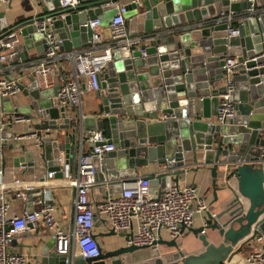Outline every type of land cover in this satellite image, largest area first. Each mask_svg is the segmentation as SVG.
Wrapping results in <instances>:
<instances>
[{
	"label": "water",
	"instance_id": "1",
	"mask_svg": "<svg viewBox=\"0 0 264 264\" xmlns=\"http://www.w3.org/2000/svg\"><path fill=\"white\" fill-rule=\"evenodd\" d=\"M120 1L81 0L76 8H62L60 0H39L45 14L11 24L0 10V39H17L12 59L31 69H18L20 77H15L26 103L10 108L11 100L3 103L0 121L6 126L0 128V145L23 129L22 123L14 121L15 115L29 117V130L21 134H35L36 140L17 144L25 152L15 159L16 165L25 162L35 170L39 158L48 171L56 170L61 177V169L76 162L78 140L99 130L115 150L94 158L98 174L122 179L108 187L95 185L98 201L121 191L122 181L129 180L124 174L158 164L160 168L145 176L152 193L160 196L189 172L207 168L215 201L219 191L226 193L223 205L206 211L205 224L183 226L182 234L189 230L201 243L198 252L186 253L184 242L161 238L158 243L171 251L159 249L156 257L149 258L152 263L138 261L135 253L148 247L129 243L132 232L111 230L110 235L125 243L113 250L101 248L98 256L88 258L74 251L59 252L54 236H41L42 245L29 264H226L264 233V10L258 9L264 0L253 3L256 13L238 23L236 35L229 32L223 17L249 9V2L128 0L124 17L130 35L141 39L112 50V58L99 75L91 113L71 117L58 96L60 85L43 88L38 83L32 65L36 57L29 52L32 47L39 51L38 57L42 47L45 52V33L39 23L45 21L63 39L62 47L77 49L91 43L90 20L100 18L101 26H109ZM231 57H239L231 92L236 113L218 122L219 96L226 90L224 66ZM29 145L35 146L29 149ZM189 151L195 166L182 162L183 152ZM173 158L177 167L169 169L166 160ZM33 198L32 193L30 202Z\"/></svg>",
	"mask_w": 264,
	"mask_h": 264
},
{
	"label": "built area",
	"instance_id": "2",
	"mask_svg": "<svg viewBox=\"0 0 264 264\" xmlns=\"http://www.w3.org/2000/svg\"><path fill=\"white\" fill-rule=\"evenodd\" d=\"M10 0H0V5ZM232 2H249L251 7L245 13L237 14L231 11L223 19L228 23L231 34L239 33L233 22L241 23L250 18L256 10L253 3L256 0H231ZM81 0H60L62 8H76ZM117 12L108 26L111 33L109 43L104 42L101 31V20H90L93 30L91 43L72 50H63V39L40 21V31H44L45 52L43 57L33 62L38 83L47 88L54 82V76L63 74L60 81L58 96L62 106L71 117L83 111L85 90L95 91L99 88V75L112 58V50L117 46H130L141 39V36L129 37L128 26L124 14L127 4L118 3ZM14 34L11 35V37ZM17 39H0V109L7 97L19 91L15 78H10V60L17 53ZM239 57L226 59L225 83L226 90L219 96L217 121L223 122L233 118L236 110L231 99L234 89L232 76L234 66ZM86 85V89H84ZM73 111L71 109H77ZM85 114V113H84ZM17 123H32L29 117L18 114L14 116ZM0 127H4V122ZM31 135L18 134L15 140L28 141ZM28 138V140H27ZM25 142V141H24ZM89 145V149L85 148ZM115 150V146L99 130H92L80 139L79 153L73 167L61 169L62 176L57 177V171H47L45 175L32 182L15 177L12 189L14 195L23 201L29 200L32 191L40 190L42 195L33 199V209L24 210L21 214L9 215L10 201L2 194L6 184H0V264H29L27 257L11 248L15 240H20L29 230H35L37 236L52 235L57 240V250L69 253L78 247L83 258L98 256L101 247L95 236L94 228L98 219L104 218L109 229L116 232H132L129 243L147 246L159 250L158 241L165 231L169 239H178L182 235V228L192 227L198 213L211 210L207 201L206 191L195 183H173L160 196L152 193L150 182L145 176L128 178L122 181V189L118 193L108 194L105 201H98L94 194V187L104 183L106 187L112 182L121 181L117 177H100L94 164L95 157H103L107 152ZM249 158H247L248 160ZM4 152L0 147V164L3 163ZM186 154L183 152L182 162L186 164ZM246 161V160H245ZM167 167H177V159H167ZM68 186L74 190L73 207L75 211L74 225L70 230L63 229L56 217L53 189L56 185ZM206 223V222H205ZM252 250L246 257L249 264H264V233L256 236L251 242Z\"/></svg>",
	"mask_w": 264,
	"mask_h": 264
},
{
	"label": "crops",
	"instance_id": "3",
	"mask_svg": "<svg viewBox=\"0 0 264 264\" xmlns=\"http://www.w3.org/2000/svg\"><path fill=\"white\" fill-rule=\"evenodd\" d=\"M128 0H122L118 3L128 4ZM117 3V4H118ZM259 10H264V5L259 4L258 6ZM0 10L6 12L7 20L11 24L13 22H17L18 20L27 19L32 16H40L45 14V11L43 10V7L39 0H10L6 4L0 5ZM247 11L246 9H241L237 11V14L245 13ZM128 26V25H127ZM101 31L103 34L104 42L109 43L111 39V33L108 26H102ZM3 30H0V33H2ZM128 33L129 37H133L130 35L129 27H128ZM140 36V35H137ZM63 50L70 49V46H63ZM30 55L36 57L34 61H37L44 55L43 47L41 48V57H38L39 51L36 49V47H32L30 50ZM11 69L8 72V76L10 78L20 77L18 69H23L25 72H28L31 70L30 68H26L25 64L21 61H15L13 59L10 60ZM28 75V74H27ZM24 74L23 78L26 83H29L28 76ZM63 74L60 75L57 74V76H54V82L52 85L48 87H55L59 85L62 80ZM85 99L83 101V111L85 114H90L92 109L95 106V91L85 90ZM7 100H11L13 104L11 106H8L9 108L16 106V105H22L26 103L28 99L25 98V96L21 93V91H17L15 95L7 97ZM6 107L5 109H7ZM2 110L4 108L0 109V115L2 113ZM73 111L78 110L77 109H71ZM3 119V118H2ZM4 120L0 121V125H2ZM6 126L4 122V127ZM29 124L23 123L21 124V127L23 129L18 130V133L20 134L22 131L29 130ZM28 140V138H27ZM36 138L34 136L30 137L28 141L34 142ZM26 140H15V139H8L5 144H1L0 147L2 148L4 152V158H5V167H3L2 164H0V184H6V189L4 193L2 194L10 201V209H9V215L13 214H21L24 210H32L33 204L28 201H23L22 199L17 198L14 195V191L12 189L13 181L15 177L21 178L25 181L32 182L37 178L42 177L46 174L48 171L44 164L37 159L35 170H31L29 166L25 162H19V165H16L15 159L19 156H22L25 152L23 147H17V144L25 143ZM18 142V143H17ZM22 142V143H21ZM28 143V142H27ZM12 144H14L12 146ZM35 145H29L28 148H34ZM72 146H76V142H72ZM78 149L80 148V140L77 142ZM85 148L89 149V145L85 144ZM75 159H77V154L79 151L75 149ZM186 154V164L194 165L193 159H192V152H184ZM161 165L158 164H149L145 167H142L137 173L135 174H124L123 177L133 178L138 176H146L150 173H153L158 168H160ZM60 176H57L56 179H59ZM117 178H121V176L117 175ZM180 182H187V183H195L198 184L200 187L204 188L206 191V197L209 204H211L212 211H217L221 206L223 205V193L224 191H219V200L215 201V197L213 194V188H212V176L210 174V170L207 168H202L198 172H189L187 175L184 176V178L180 179ZM233 185L236 186V181H232ZM56 185V184H53ZM40 190L32 191L30 194L33 193L34 198H38V193ZM54 192V203L56 205V211H55V217L59 223V225L65 229L70 230L74 225V207H73V197H74V190L71 187L68 186H61L56 185L53 189ZM94 197H96L95 194H93ZM224 196H226V193H224ZM207 213L202 212L198 213L195 216V222L193 227H197L200 225L205 224L207 222ZM112 229H109L107 226V222L104 218L98 219L96 222V226L94 228L96 238L98 239L101 248L107 249V250H113L118 245L124 244L125 241L118 238L116 235H110V231ZM162 239H169L168 234L163 231L162 233ZM178 240L181 242H184L183 248L186 253H193L198 252L202 249L201 243L196 239V237L189 231L186 230L184 234H182L180 237H178ZM42 245V239L41 237L37 236V233L35 230H29L26 231L22 238L20 240H15L12 244L11 248L13 250H17L21 253H23L29 261H33L35 257V251L37 248L40 249V246ZM253 245L245 244L242 248V250L236 254H234L227 262L226 264H249L246 260L247 255L252 250ZM159 249L163 251H171V249L167 248V246H160ZM153 249L147 248L140 251H137L135 253L136 259L138 261H148L151 262L152 260H149V258L156 257L158 254V250L152 251ZM76 253V255L80 254L79 249L77 246L72 249ZM152 263V262H151Z\"/></svg>",
	"mask_w": 264,
	"mask_h": 264
},
{
	"label": "trees",
	"instance_id": "4",
	"mask_svg": "<svg viewBox=\"0 0 264 264\" xmlns=\"http://www.w3.org/2000/svg\"><path fill=\"white\" fill-rule=\"evenodd\" d=\"M233 25H234V26H238V23H237V22H233Z\"/></svg>",
	"mask_w": 264,
	"mask_h": 264
},
{
	"label": "rangeland",
	"instance_id": "5",
	"mask_svg": "<svg viewBox=\"0 0 264 264\" xmlns=\"http://www.w3.org/2000/svg\"><path fill=\"white\" fill-rule=\"evenodd\" d=\"M84 99H85V97H84ZM150 249H153V248H151V247H150ZM152 251H156V250H155V249H153Z\"/></svg>",
	"mask_w": 264,
	"mask_h": 264
}]
</instances>
